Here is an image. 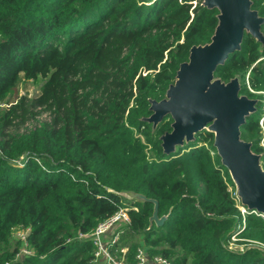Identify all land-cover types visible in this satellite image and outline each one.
Instances as JSON below:
<instances>
[{"label":"trees","instance_id":"trees-1","mask_svg":"<svg viewBox=\"0 0 264 264\" xmlns=\"http://www.w3.org/2000/svg\"><path fill=\"white\" fill-rule=\"evenodd\" d=\"M253 7L264 16V0ZM217 13L202 0H0V264H94L88 234L122 205L138 208L114 250L141 235L117 253L127 264L139 247L170 264H264L263 247L222 243H264V217L250 211L243 225L214 134L165 153L171 115L156 127L142 119L191 45L210 41ZM215 73L238 76L241 93L258 99L241 131L264 164V42L245 33ZM39 77L35 95L21 92ZM123 190L155 198L165 223H150L153 201ZM21 245L31 253L16 259Z\"/></svg>","mask_w":264,"mask_h":264},{"label":"water","instance_id":"water-1","mask_svg":"<svg viewBox=\"0 0 264 264\" xmlns=\"http://www.w3.org/2000/svg\"><path fill=\"white\" fill-rule=\"evenodd\" d=\"M203 5L218 9V23L210 41L191 45L188 58L179 64L175 80L165 96L150 99L151 114L143 120L156 127L171 115L172 129L161 134L165 153L195 138L207 129L214 134L213 145L221 163L228 169L241 203L264 213V165L261 153L242 137L241 127L256 111L258 99L241 93L238 76L224 80L216 75L219 65L241 48L245 33L264 42V16L253 7L254 0H202ZM127 199L153 201L149 221L163 225L168 215H159L158 201L136 191L117 192Z\"/></svg>","mask_w":264,"mask_h":264},{"label":"built area","instance_id":"built-area-1","mask_svg":"<svg viewBox=\"0 0 264 264\" xmlns=\"http://www.w3.org/2000/svg\"><path fill=\"white\" fill-rule=\"evenodd\" d=\"M236 197L238 204H241L239 207L243 216L251 211L264 217V213L243 205L237 194ZM131 208L137 209L138 207L132 205L120 206L113 214L100 221L94 230L88 234L95 245L94 260L102 259L99 264H127L124 256L119 257L117 254L114 255V246L120 239L121 231L119 230V226L130 222L129 211ZM18 235L21 239L25 240L26 231H19ZM81 236H85V234H81ZM24 251H27V249L24 248ZM123 252H126V249H123ZM135 257L136 261L134 264H170L169 259L164 256L155 255L154 257H149L144 247L137 249ZM2 264L9 263L4 262Z\"/></svg>","mask_w":264,"mask_h":264},{"label":"rangeland","instance_id":"rangeland-1","mask_svg":"<svg viewBox=\"0 0 264 264\" xmlns=\"http://www.w3.org/2000/svg\"><path fill=\"white\" fill-rule=\"evenodd\" d=\"M44 81H45V79L41 78V77H39L37 79H26L21 84V92L22 93H28L29 95H35L39 91V89H40L41 85L44 83ZM6 105H7V103L4 102V103H2L0 108L5 107ZM44 117L45 116L43 115V116H40L39 118L42 119ZM34 123H36V121L32 120L27 125L32 126ZM206 145L209 146V143L206 142ZM261 161H262V164H263V160H261ZM235 187H236V185H235ZM229 188L234 192L233 186L230 185ZM235 194H236V191H235ZM238 205H241V204L239 203ZM242 222H243V225L246 223L245 216H243V221ZM15 237L17 238V236H15ZM133 238L140 240L141 239V235L134 236ZM133 238L132 237H128L127 239L122 241L118 245L119 246L118 249H116L114 251V255L117 254L118 252H122V255H123L124 254L123 249L127 250L128 243ZM222 243H223L224 246H227L229 249L240 250V251L243 250L245 247H250L251 245L260 246V247L264 248V243L262 241H260V240H257V239H252V240L251 239H244L243 237H239V236H236V235L231 237V239L228 242L223 240ZM24 253H31V251L28 248H27V251H24V246L21 245L20 252L17 253L15 258L16 259L22 258ZM101 261H102V259L94 260V264H99V263H101Z\"/></svg>","mask_w":264,"mask_h":264}]
</instances>
